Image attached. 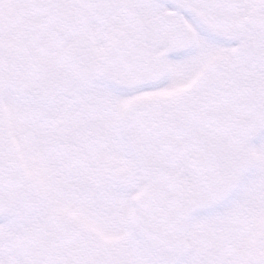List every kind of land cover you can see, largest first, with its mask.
Listing matches in <instances>:
<instances>
[{
	"label": "snow or ice",
	"instance_id": "1",
	"mask_svg": "<svg viewBox=\"0 0 264 264\" xmlns=\"http://www.w3.org/2000/svg\"><path fill=\"white\" fill-rule=\"evenodd\" d=\"M0 264H264V0H0Z\"/></svg>",
	"mask_w": 264,
	"mask_h": 264
}]
</instances>
